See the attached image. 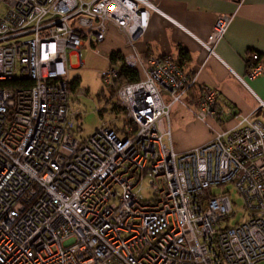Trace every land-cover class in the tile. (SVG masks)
<instances>
[{"label": "built area", "instance_id": "obj_1", "mask_svg": "<svg viewBox=\"0 0 264 264\" xmlns=\"http://www.w3.org/2000/svg\"><path fill=\"white\" fill-rule=\"evenodd\" d=\"M0 4V80L34 81L0 86V264L264 261V124L235 115L231 129L175 150L170 106H185V96L200 120L226 119L219 91L199 84L176 60L128 53L123 64L138 70L137 80L117 82L119 64L98 71L115 89L125 122L100 125L85 139L77 134L81 112L71 107L69 72L83 64L84 42L99 52L113 24L132 44L149 21V1ZM232 17L216 16L201 41L207 55L217 56ZM245 60L249 78L264 71L257 53ZM222 184L239 193L244 220L228 223L230 194L214 190Z\"/></svg>", "mask_w": 264, "mask_h": 264}, {"label": "crops", "instance_id": "obj_2", "mask_svg": "<svg viewBox=\"0 0 264 264\" xmlns=\"http://www.w3.org/2000/svg\"><path fill=\"white\" fill-rule=\"evenodd\" d=\"M147 1L153 5L149 8V21L135 35L132 44L125 32L108 24L105 39L96 47L107 57L108 65L111 52L119 51L123 56L130 52L143 57L168 55L180 62L184 50L188 55L182 62L186 73L197 75L199 84H208L219 91L218 103L225 121H202L195 117L193 102L187 97L183 106L187 113L180 117L174 131L170 128L174 149L187 150L207 142L215 132L231 129L242 116L264 124V106L259 104L264 101V71L250 78L245 71V58L251 52L259 55L264 66V0ZM222 13L233 17L225 36L214 48L217 56L207 55L201 41L207 39L216 16ZM83 45L94 50L87 41ZM237 75L242 76L246 84L239 81Z\"/></svg>", "mask_w": 264, "mask_h": 264}, {"label": "rangeland", "instance_id": "obj_3", "mask_svg": "<svg viewBox=\"0 0 264 264\" xmlns=\"http://www.w3.org/2000/svg\"><path fill=\"white\" fill-rule=\"evenodd\" d=\"M4 12L3 4H0V14ZM81 56L84 64L80 67L70 70L69 77L81 78L77 90L71 94V107L81 112L80 121L82 122L81 130L77 133L81 139L87 138L88 135L98 128L100 125L118 126L125 122L123 120V111L116 107L115 89L106 85L104 81L97 76V71L106 70L108 67L107 57L100 52L89 50L83 45ZM70 64H76L77 58L70 55ZM120 77L117 82H121ZM187 97L185 96V101ZM190 99V98H189ZM168 101V98H167ZM191 101V99H190ZM98 110H102L101 113ZM187 113L186 107L179 103H174L169 112V127L174 131L175 124L179 123L180 117ZM226 190L230 194V199L233 204L232 216L228 219L229 224H235L244 220V211L242 198L231 184H222L215 188V192ZM148 189L143 190V195H148ZM256 264H264V261H259Z\"/></svg>", "mask_w": 264, "mask_h": 264}, {"label": "trees", "instance_id": "obj_4", "mask_svg": "<svg viewBox=\"0 0 264 264\" xmlns=\"http://www.w3.org/2000/svg\"><path fill=\"white\" fill-rule=\"evenodd\" d=\"M182 54V59H181V63L178 61V63H180L182 65L183 60H185V58L188 57L187 52L186 51H181ZM123 59L124 56L119 52H111L109 54V61L110 64H119L120 65V73L118 74V76L120 77L121 80H137L139 78L138 76V70L136 68H132V67H127L126 65L123 64ZM81 81V78H79L78 76H75L74 79L70 80L69 82V90L71 93H74L77 89V87L79 86ZM34 81L33 80H29L25 77H21L18 79H8V81H1L0 80V86L4 87V88H15V87H19V86H25V87H30L31 85H33ZM102 110L98 111L101 113Z\"/></svg>", "mask_w": 264, "mask_h": 264}]
</instances>
